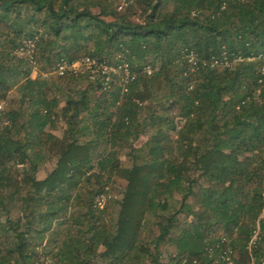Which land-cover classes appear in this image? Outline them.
<instances>
[{
  "label": "trees",
  "instance_id": "obj_1",
  "mask_svg": "<svg viewBox=\"0 0 264 264\" xmlns=\"http://www.w3.org/2000/svg\"><path fill=\"white\" fill-rule=\"evenodd\" d=\"M122 3L0 0V264H264V0Z\"/></svg>",
  "mask_w": 264,
  "mask_h": 264
},
{
  "label": "built area",
  "instance_id": "obj_2",
  "mask_svg": "<svg viewBox=\"0 0 264 264\" xmlns=\"http://www.w3.org/2000/svg\"><path fill=\"white\" fill-rule=\"evenodd\" d=\"M124 2H125V0H123L122 6L120 7V9H121V8L123 7V5L125 4ZM27 45H28V47H29L30 49L34 48V44H33L32 42H29ZM84 63L87 64V65L92 64V62H91L90 60H86ZM80 66H81V63H76V64H74V65L72 66V68L77 69V68H79ZM67 68H68V67H67L66 64H60V65L58 66L57 72L62 74V73H64V72L66 71ZM262 74L264 75V69L262 70Z\"/></svg>",
  "mask_w": 264,
  "mask_h": 264
},
{
  "label": "rangeland",
  "instance_id": "obj_3",
  "mask_svg": "<svg viewBox=\"0 0 264 264\" xmlns=\"http://www.w3.org/2000/svg\"><path fill=\"white\" fill-rule=\"evenodd\" d=\"M33 76L36 77V76H37V73L34 72ZM58 135H61V132H60V131L58 132ZM263 217H264V213H263ZM255 238H256V237H255Z\"/></svg>",
  "mask_w": 264,
  "mask_h": 264
}]
</instances>
